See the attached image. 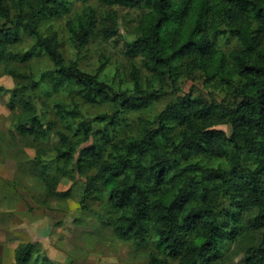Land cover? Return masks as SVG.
<instances>
[{
    "label": "clouds",
    "instance_id": "obj_1",
    "mask_svg": "<svg viewBox=\"0 0 264 264\" xmlns=\"http://www.w3.org/2000/svg\"><path fill=\"white\" fill-rule=\"evenodd\" d=\"M89 8L95 9L96 23L87 43L81 44L73 36L63 47H53L65 64L75 63L81 73L112 85L105 89L106 96L96 97L97 103L85 104L81 97L74 98L83 113L81 120H90L101 112L112 119V124L101 133L96 134L100 127L97 123L87 136L83 129L73 135L77 123L70 118L61 119L62 110L58 115L54 107L57 101L68 99L66 91L46 95L51 92V85L43 81L33 88L40 71L56 66L46 51L42 62L33 59L20 63V58L0 62V250L5 255L0 264L6 261L18 264V257L29 247L31 254L25 264H157V260L159 264H181L183 251L192 246L193 239L207 236L206 224L197 227L194 233L174 232L178 244L182 240L187 243L181 255L173 259L166 248L158 247L160 224L156 219L144 221L139 231L136 227L131 230L121 227L126 210L109 198L105 166L127 158L123 153L129 140L139 142L146 131H155L162 125L173 127L167 133L171 140L165 144L157 136L159 147L155 151L142 159H133L145 166L156 160L164 162L168 156L180 159L181 154L171 149L174 142L182 139V133L188 134V125L170 123V106L187 95L190 84L197 85L194 96L203 95L217 104L226 95L230 101V89L224 85L213 87L216 81L207 87L202 83L205 75L217 70L213 56H200L189 48L174 51L186 31L184 25H170L168 31L162 29L160 43L155 48H145L141 43V50L126 56L131 42L144 35L139 30L143 16L136 8L125 7L121 0H87V4L76 0L71 12L60 21L39 22L37 31L49 36L57 29H64L57 40L66 39L65 21ZM15 11L18 9L14 8ZM24 11L30 9L25 6ZM151 11L145 9L146 13ZM214 23L219 25L218 21ZM201 35L210 39L211 31ZM222 41L223 38L221 44ZM34 43L35 37H29L23 44L10 46L8 51H19ZM236 43L234 40L233 44ZM157 56H165L166 60L157 63ZM41 63L44 67L38 69ZM201 68L205 71L201 72ZM114 69L116 74L112 79ZM233 87H238L235 81ZM21 96L31 104L12 107ZM32 115L37 116V121L31 120ZM68 124L72 127L65 128ZM196 125L223 128L231 135L227 120L196 121ZM94 144L97 148L91 147ZM66 146L72 150L70 155H61ZM86 146L91 149L88 153L83 152ZM120 179L124 180V175ZM138 183L145 202L158 204L151 191L154 184L151 174L145 172ZM219 199L223 200L220 206L227 207L228 198L221 196L218 203ZM203 206L198 202L191 205L192 208ZM251 215L244 213L241 221L244 229L237 239L225 236L216 242L222 255L213 264H264V245L260 244L264 227L250 229ZM184 223L183 216L177 214L175 225ZM252 245H260L261 250L246 262Z\"/></svg>",
    "mask_w": 264,
    "mask_h": 264
},
{
    "label": "trees",
    "instance_id": "obj_2",
    "mask_svg": "<svg viewBox=\"0 0 264 264\" xmlns=\"http://www.w3.org/2000/svg\"><path fill=\"white\" fill-rule=\"evenodd\" d=\"M125 7L138 8L143 19L139 30L144 35L132 43L126 54L135 55L143 43L145 48H155L160 43V31L169 30L170 25H184L186 31L178 41L181 48H189L200 56H213L216 71L207 76L219 77L231 88L232 99L228 104H217L215 100L208 102L199 96L185 95L178 98L170 106V123L177 126L188 125V134L182 133V139L174 142L172 152H179L180 159L168 156L164 162L156 160L150 165H142L136 158H144L150 151H155L159 144L155 137L159 136L167 144L171 137L167 135L173 127L162 125L155 131H146L145 137L139 142L129 140L124 149L123 160H115L108 169L106 186L110 199L115 200L119 208L125 209L121 227L131 230L144 221L156 219L158 229V247L168 250L173 259L181 255L182 240L177 243L175 231L194 233L196 228L206 224L207 236L195 237L192 246L183 251L181 264H211L219 254L216 242L236 234L241 224L242 214L246 210H254L248 221L250 229L264 227V0H121ZM65 0H0V62L20 58V63L43 56L47 52L54 65L52 70L41 75V81L51 85L56 91L59 87L78 90L87 103H97L96 97L105 93L111 86L104 80L93 79L81 73L75 64H65L63 57L55 54L54 47H61L57 40L58 33L53 31L49 36H42L37 31L39 22L50 21L60 10L66 12ZM30 9L25 12L24 7ZM18 9L13 13V9ZM151 8L150 13L145 9ZM95 12L89 8L78 17L76 24L69 22L71 38L75 36L81 44L87 43L92 28L95 26ZM219 22L217 25L216 22ZM213 33L228 32L237 37L240 47L230 54L232 69L225 70V57L215 49ZM35 37L24 53L9 52L10 46L21 44L23 39ZM174 54V53H173ZM166 60L165 56H157L156 62ZM205 71L203 68H201ZM242 78V79H241ZM238 87H233V82ZM38 84H33V88ZM75 85L76 87H72ZM23 107L30 103L18 99ZM15 102H13L14 104ZM55 108L61 110V105ZM32 115L31 120L37 121ZM227 120L231 125V135L220 128L197 127L196 121ZM106 127L112 124L108 115L95 118ZM42 126V125H41ZM51 127V124H50ZM92 123L81 122L74 135L83 129L85 135L91 133ZM195 129V131H193ZM103 138V137H101ZM105 143L108 140L105 139ZM91 147L97 148V145ZM91 149L86 147L83 152ZM67 146L61 155L71 153ZM197 158L224 160L225 167H209ZM251 159H254L251 161ZM181 161L183 166L181 167ZM149 172L153 178V192L158 204L149 205L142 196L140 181L144 173ZM126 173V175H125ZM124 175V180L120 177ZM227 197L231 204L230 210L220 212L218 198ZM204 205L192 208L194 203ZM170 209V212L157 213V209ZM177 214L183 216L184 224L175 225ZM219 220V223L214 221ZM231 223L232 227H229ZM231 229V233L228 232ZM264 245V239L261 241ZM260 245L248 249L245 261L260 251ZM31 254L29 247L18 257V264H25ZM47 259V257H45ZM154 260L156 258H153ZM157 264L159 261L157 260Z\"/></svg>",
    "mask_w": 264,
    "mask_h": 264
},
{
    "label": "rangeland",
    "instance_id": "obj_3",
    "mask_svg": "<svg viewBox=\"0 0 264 264\" xmlns=\"http://www.w3.org/2000/svg\"><path fill=\"white\" fill-rule=\"evenodd\" d=\"M82 2L85 3V4H87V0H82ZM75 3H76V0H65V5L64 6H66V12H64L63 10H60V12L58 13V15H56L55 17H53L52 19H50V21H60L65 15H67L68 13L71 12V10H72V8H73V6H74ZM129 8H132V7H129ZM136 9H138V8H136ZM92 10L95 12V9H92ZM138 10L140 12H142L140 9H138ZM81 15H82V13H78L73 18L68 19V20L65 21L66 39L59 40L60 41V44H61V47H63L64 44L67 43V41H69V40L72 39L71 38L72 36H71V32H70V28L68 26V23L71 22V23H73V25H75L78 17H80ZM130 23H131V21H130ZM61 31H64V29H57L56 30V32L58 33V36L60 35ZM113 34H114V30H113ZM211 36H212L213 43L215 45V49L225 57V61H226L225 70H227V71L228 70H231L232 69V62H231V59H230V54H231V52L234 49L240 47L241 44H240L239 40L237 39V37L233 36L232 34H230L228 32H225V33L222 32V33H220V31H218V32L213 33V35H211ZM221 38H223L222 44H221ZM27 39H23V41H22L21 44L25 43L27 41ZM234 40L237 41L238 43L233 44V41ZM217 45H220V48H217ZM28 48L29 47L22 48L21 50L14 51L13 53L22 54ZM124 54L126 56H128L126 54V52ZM34 59L42 62L43 61V56H39V57L34 58ZM9 61H11V60H9ZM37 67L39 69V68H42L44 66L41 63V64H38ZM101 67H103V66H101ZM50 70H52V69H50ZM50 70H42V71H40L39 77H38V79H36L34 81V84H38L39 85L38 82L41 80V75L43 73L47 72V71H50ZM201 72H204V71L201 69ZM115 74H116V70L114 69L113 70V73H112V76H111L112 79H115ZM105 75H107V74H105ZM213 81H216V83L214 85H213ZM202 83L206 87L208 85H213V87H220L221 85H224V86L228 87V85L225 84V83H223V81H221L220 78L217 80V77H212V76H207V75L204 76V79H203ZM110 86L112 87V85H110ZM61 90H65L66 91V95L68 97V99H66L64 101H57L55 103V105H54V107L56 106V104L61 105V110L63 112V115H61V117H60L61 119L70 118L72 121L76 122L78 126H79V124L81 122L92 123V125L94 126V125L97 124V122L95 121V118L96 117H98L100 115H106V114H104V113L101 112V113H97L96 115L92 116L90 120H81L80 117L83 115V113L81 111L80 105L75 101L74 98L75 97H81L84 100V103L85 104H90V103H87L86 102V99H84L83 95L80 94V93H78V90L77 89H74V88L59 87L56 91H54V90L51 89V92L46 93V95L51 96L53 94H58V93H60ZM221 90L223 91V88H221ZM230 90H231V88H230ZM196 91H197V85L196 84H190V86L187 88V95L194 96L193 93H195ZM229 95H231V99H232L231 91H230ZM199 97H201L204 100H207V99H205L203 97V95H199ZM19 99L25 100L23 98V96H21ZM231 99H230V101H231ZM17 100L14 101L15 103L12 104V107H15L17 104L20 105L21 107H23L22 106V103L20 101H17ZM27 101L31 104V101L30 100H27ZM225 101H228V95H226L221 100L220 103H222V104H228L230 102V101H228L227 103H225ZM57 114L59 115L60 113H57ZM99 125H100V127H98L96 129V134L101 133L104 130V128H106V126L103 123L102 124H99ZM78 126L76 127V129H78ZM71 127H72L71 124L65 125V128H71ZM220 129H223V128H220ZM73 135H74V133H73ZM252 160H254V159H251V161ZM193 161L201 162L204 165L209 166V167H217V166L225 167V165H226L224 160H213V159H207V158H197V159H195ZM222 204H223V200L222 199H219L218 207H219L220 212H226L227 210H230V208H231L230 207L231 202H230L229 199H228L227 207L220 206ZM245 212H251L252 215L255 214V211L254 210H246L242 214L241 221L243 220V217H244V213ZM243 229H244V224L241 223L240 225L237 226L236 234L235 235L232 234L230 236V238L233 239V240L237 239L241 235V231ZM231 231H232L231 229H228V232L231 233ZM261 241H260V244H261ZM254 246H259V245H252L251 247H254ZM221 255H222V253L219 252V254L217 255V257H215L211 261V264H213V261L215 259L220 258ZM4 259H5L4 252L2 250H0V260H4ZM245 259H246V257H245ZM5 264H7V261L5 262ZM97 264H100V262H97Z\"/></svg>",
    "mask_w": 264,
    "mask_h": 264
}]
</instances>
